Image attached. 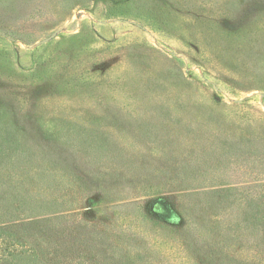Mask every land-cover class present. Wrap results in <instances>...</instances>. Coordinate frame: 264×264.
<instances>
[{"label": "rangeland", "instance_id": "1", "mask_svg": "<svg viewBox=\"0 0 264 264\" xmlns=\"http://www.w3.org/2000/svg\"><path fill=\"white\" fill-rule=\"evenodd\" d=\"M59 135L64 169L18 172V148ZM90 143L106 146L94 161ZM0 155V220L29 213L24 187L6 203L11 179L51 181L65 264H261L243 259L257 230L236 257L207 229L218 205L184 195L236 183L264 202V0H0ZM145 181L170 208L144 219L116 197Z\"/></svg>", "mask_w": 264, "mask_h": 264}, {"label": "trees", "instance_id": "2", "mask_svg": "<svg viewBox=\"0 0 264 264\" xmlns=\"http://www.w3.org/2000/svg\"><path fill=\"white\" fill-rule=\"evenodd\" d=\"M73 124L69 123L70 126L75 128ZM69 138L70 136L65 138L64 135H59L53 141L50 139L39 145L36 144L38 147L36 149L28 145L20 147L11 155V160L19 166L16 167L18 172L21 175L25 174L28 179L34 177L36 173L42 175V173L51 171L52 169H64L62 162L66 161L67 155L70 153L72 155L74 151L68 147V143H70L68 141ZM101 147L102 150L106 148L105 145L98 146L97 143L89 144L88 153L91 155L93 161L94 158L101 157V151L99 150ZM1 158L0 155V160H2ZM120 167H122L120 169L122 175L126 171H130V168L125 167V165ZM0 169L7 170L4 167ZM38 182L39 185H36V189L32 187L26 188L28 181H24L20 177L14 180L11 179L7 183L8 186L11 183L15 184L13 190L24 187L25 191L19 196L18 202L19 207H23L21 210H26L29 213L25 217L10 218L6 221L0 220V264H65L62 260L65 257L63 248L67 244L68 238L66 222L68 216L66 213H62V210H54L58 201L55 202L54 199H40V196L45 195L46 187L48 186L49 188L52 182ZM235 184L228 183L225 186L210 185L208 189L190 191L184 196L188 197V201H192L195 196L196 203L201 210L200 212L202 210L205 213L207 211L210 212L213 206L218 205L214 209L217 218L211 224L206 223L207 229L227 238L231 236L232 242L228 247L236 257L241 256L243 253L241 251L242 248L238 247L237 244H240L243 240L249 242L254 239L251 231L252 229L257 230V234L263 240L262 247H257L256 253H247V257H243V259L249 261L248 256H251V260L253 257L262 259L261 264H264V202L260 198H256L253 192L248 190L251 187L246 189L242 185ZM13 190L10 194L6 195L5 199L8 205H12L16 198L15 193L17 191L13 193ZM119 190V196L116 197L119 199L116 201L139 198L130 203L141 206V213L139 215L144 219V215L148 214L153 218L156 208L169 207V204H167L169 203L167 201L168 197L164 195L151 197L161 190L160 185L153 181L138 183L136 187L132 185L129 188L127 185L121 184ZM223 198H226L228 201L226 206H221ZM188 212L189 209H182L181 214L187 218ZM143 213L146 214L143 215ZM179 214L178 212V217ZM222 215H225L226 218H222ZM156 219L161 220L157 217ZM198 236H202V234L199 233ZM185 240L188 243L189 239L185 237ZM54 244H58L59 249L61 248V251H58L56 254L50 251L55 246ZM213 248L214 251L217 250V247ZM242 256H245V253ZM76 264L81 263L76 262ZM97 264L107 263L102 262Z\"/></svg>", "mask_w": 264, "mask_h": 264}]
</instances>
